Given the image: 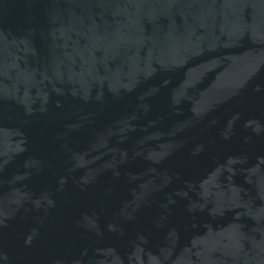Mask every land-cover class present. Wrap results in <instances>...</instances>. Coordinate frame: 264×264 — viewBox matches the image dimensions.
<instances>
[{
  "label": "water",
  "instance_id": "water-1",
  "mask_svg": "<svg viewBox=\"0 0 264 264\" xmlns=\"http://www.w3.org/2000/svg\"><path fill=\"white\" fill-rule=\"evenodd\" d=\"M0 264H264V0H0Z\"/></svg>",
  "mask_w": 264,
  "mask_h": 264
}]
</instances>
